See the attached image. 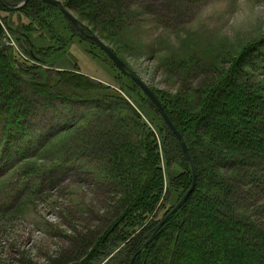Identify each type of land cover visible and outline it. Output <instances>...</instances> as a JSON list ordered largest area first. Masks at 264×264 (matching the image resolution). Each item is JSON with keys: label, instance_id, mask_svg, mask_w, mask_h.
Segmentation results:
<instances>
[{"label": "trees", "instance_id": "1", "mask_svg": "<svg viewBox=\"0 0 264 264\" xmlns=\"http://www.w3.org/2000/svg\"><path fill=\"white\" fill-rule=\"evenodd\" d=\"M61 1L97 31L101 41L128 26L121 0ZM8 7V0H0L4 31L15 43L9 46L0 40V168L8 170L0 181V213L12 203L11 184L29 183L31 199L45 193L35 179L41 169L23 162L37 156L39 148H33L39 141L45 139L46 144L52 136L63 134L64 138L67 133H72L70 141L62 143L74 145V150L93 161L96 176L108 184L110 195L103 230L77 233L71 252H62L47 264H264L260 220L264 205L259 204V212L249 205L251 194L245 189L255 193L264 182V37L243 46L225 71L212 72L185 98L150 89L182 135L196 181L186 203L137 253L191 187V167L179 142L142 90L102 51L114 69L144 95L159 122L157 129L119 93L58 69L72 43L97 46L85 36L94 34L81 21L84 35L58 6L30 0L15 11ZM125 94L138 108L139 93L136 98ZM57 103L82 106L85 113L60 122L48 135L44 120L54 114ZM98 126L102 128L96 135ZM93 138L101 145L98 140L84 145ZM241 187H245L243 193ZM245 195V201L241 200ZM16 253L0 258V264H33L21 251Z\"/></svg>", "mask_w": 264, "mask_h": 264}, {"label": "rangeland", "instance_id": "2", "mask_svg": "<svg viewBox=\"0 0 264 264\" xmlns=\"http://www.w3.org/2000/svg\"><path fill=\"white\" fill-rule=\"evenodd\" d=\"M121 1L128 12V26L115 36L103 39V43L118 53L133 74L150 89L165 92L171 97H187L190 90L212 72L225 71L227 62L236 57L243 46L264 37V0H207L197 4L179 0ZM22 2L8 0L10 7L19 6ZM70 12L77 21H81L83 28L99 37V33L75 12ZM4 29L0 19V33ZM4 34L1 42L15 46L10 33L4 31ZM57 65L61 71L78 74L119 93L150 127L157 129L159 122L144 95L114 69L94 44L72 43ZM125 93L134 98L139 93L142 99L138 98V108ZM58 104L54 114L44 120L48 124V135L60 122L72 121L85 113L82 106ZM109 104L111 100L107 106ZM43 114L46 116V112ZM101 128L95 129L96 135ZM71 134L67 133L64 138L63 134L51 135L46 144L45 139L39 141L33 148H39L37 156L23 162L37 164L41 169L35 179L45 188L42 196L31 199L29 183L10 185L12 203L0 213V241H7L6 253L21 251L33 264H47L62 252H71L72 237L77 233L103 230L106 201L110 196L108 184L96 176L97 168L86 154L74 150V145L62 143L63 139L70 141ZM97 140L87 139L84 145ZM97 143L101 145L99 140ZM7 171L6 167L0 168V181L6 177ZM262 174L264 180V172ZM260 184L254 189L255 193L247 186L241 187V193L245 188L251 194L249 197L247 193V202L251 201L249 205L258 212L261 211L259 204L264 205V182ZM245 198L246 195L241 200L245 201ZM162 214L158 213L157 218L160 219ZM260 220L263 224L264 214Z\"/></svg>", "mask_w": 264, "mask_h": 264}, {"label": "water", "instance_id": "3", "mask_svg": "<svg viewBox=\"0 0 264 264\" xmlns=\"http://www.w3.org/2000/svg\"><path fill=\"white\" fill-rule=\"evenodd\" d=\"M30 0H25L23 1L19 6L16 7H8L9 10L11 11H15L18 10L20 8H22L23 6L26 5L27 2H29ZM44 3H47L49 5H53V6H58L60 11L62 12V14L79 30V32L81 34L84 35L82 29L79 27L78 21L77 19L71 14V12L69 10H67L63 4L61 0H38ZM88 37L89 40H91L93 43H95L99 49L108 57V59L114 64V66L119 69L121 72L125 73L141 90L142 92L146 95V97L153 103L155 109L158 111L159 115L161 116V118L163 119V121L165 122V124L168 126V128L172 131L173 135L176 137L177 141L179 142L181 149L188 161V163L190 164L191 167V171H192V184L191 187L189 188V190L183 195V197L181 198V200L170 210V212H168L158 223L157 227L155 228L154 232L152 233V235L148 238V240L141 246V248L138 250L137 253H140L142 251H144L152 242L153 240L156 238L157 233L159 231V229L167 222V220H169V218L176 213L188 200L189 196L191 195L194 187H195V181H196V177H195V171L191 162V158L187 149V146L183 140L182 135L180 134L179 131H177V129L175 128V126L172 124V122L170 121L169 117L167 116V114L165 113L164 109L162 108L159 100L156 98V96L153 94V92L150 90V88L135 74H133L132 72L129 71L127 65L119 59V57L108 47L106 46L103 41H101L97 36L95 35H85ZM1 44V43H0ZM112 230H110L111 232ZM134 258H132L133 261Z\"/></svg>", "mask_w": 264, "mask_h": 264}, {"label": "built area", "instance_id": "4", "mask_svg": "<svg viewBox=\"0 0 264 264\" xmlns=\"http://www.w3.org/2000/svg\"><path fill=\"white\" fill-rule=\"evenodd\" d=\"M7 34H8V33H7ZM6 245H7V241H6L5 239H2V240L0 241V258H1V259H5V258H6L5 255L8 254V253L5 252ZM3 250H4L5 254H4Z\"/></svg>", "mask_w": 264, "mask_h": 264}]
</instances>
